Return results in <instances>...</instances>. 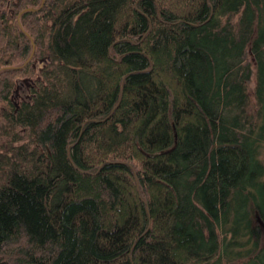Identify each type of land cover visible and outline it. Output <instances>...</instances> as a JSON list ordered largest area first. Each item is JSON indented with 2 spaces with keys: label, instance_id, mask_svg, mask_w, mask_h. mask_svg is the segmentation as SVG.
I'll return each instance as SVG.
<instances>
[{
  "label": "trees",
  "instance_id": "obj_1",
  "mask_svg": "<svg viewBox=\"0 0 264 264\" xmlns=\"http://www.w3.org/2000/svg\"><path fill=\"white\" fill-rule=\"evenodd\" d=\"M2 104L0 264H264V0H0Z\"/></svg>",
  "mask_w": 264,
  "mask_h": 264
},
{
  "label": "rangeland",
  "instance_id": "obj_2",
  "mask_svg": "<svg viewBox=\"0 0 264 264\" xmlns=\"http://www.w3.org/2000/svg\"><path fill=\"white\" fill-rule=\"evenodd\" d=\"M47 36H49V33L47 32L46 33V39H45V43L47 44ZM249 61H250V63L252 62V59L251 58H249ZM40 69H41V64L39 63V64H36L34 67H33V69H32V71L26 76V78L28 79L27 80V82H25L24 84H22V91H24V90H26V89H28L29 88V85H30V83H32V81L33 80H39V78H38V76L40 75ZM252 85V87H254V80L252 81V83H251ZM31 86V85H30ZM21 91V92H22ZM24 94V93H23ZM6 107V105H4V104H2L1 106H0V127L3 125V123H4V119H3V117H2V114H1V111L4 109ZM25 138H27V137H25ZM7 140V139H6ZM27 141V140H26ZM263 160H264V153H263Z\"/></svg>",
  "mask_w": 264,
  "mask_h": 264
}]
</instances>
